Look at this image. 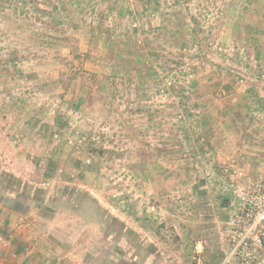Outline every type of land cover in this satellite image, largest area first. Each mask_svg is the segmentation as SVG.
<instances>
[{
  "label": "rangeland",
  "instance_id": "rangeland-1",
  "mask_svg": "<svg viewBox=\"0 0 264 264\" xmlns=\"http://www.w3.org/2000/svg\"><path fill=\"white\" fill-rule=\"evenodd\" d=\"M150 256L264 264V0H0V264Z\"/></svg>",
  "mask_w": 264,
  "mask_h": 264
},
{
  "label": "crops",
  "instance_id": "crops-1",
  "mask_svg": "<svg viewBox=\"0 0 264 264\" xmlns=\"http://www.w3.org/2000/svg\"><path fill=\"white\" fill-rule=\"evenodd\" d=\"M154 261H156L155 264H164L163 262L159 263V260L157 259L155 260L154 257L152 256H150V258L146 260L143 264H152ZM181 263H182L181 259H178L177 262H175V264H181ZM138 264H142V263L139 262ZM167 264H173V260H168Z\"/></svg>",
  "mask_w": 264,
  "mask_h": 264
},
{
  "label": "trees",
  "instance_id": "trees-1",
  "mask_svg": "<svg viewBox=\"0 0 264 264\" xmlns=\"http://www.w3.org/2000/svg\"><path fill=\"white\" fill-rule=\"evenodd\" d=\"M149 3H150V2H146V3H145V6L148 7V6H149ZM225 200L227 201L228 198H226Z\"/></svg>",
  "mask_w": 264,
  "mask_h": 264
}]
</instances>
